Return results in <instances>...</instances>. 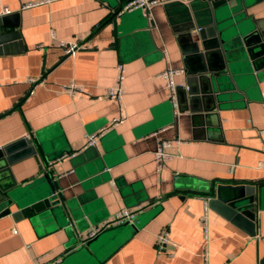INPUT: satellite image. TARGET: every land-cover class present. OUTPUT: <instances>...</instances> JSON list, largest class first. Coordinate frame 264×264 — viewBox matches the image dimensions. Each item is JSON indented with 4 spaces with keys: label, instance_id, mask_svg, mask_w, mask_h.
I'll return each instance as SVG.
<instances>
[{
    "label": "crops",
    "instance_id": "0c3cea01",
    "mask_svg": "<svg viewBox=\"0 0 264 264\" xmlns=\"http://www.w3.org/2000/svg\"><path fill=\"white\" fill-rule=\"evenodd\" d=\"M125 1L0 0V150L24 140L0 155V183L22 206L38 194L56 200L30 215L13 200L0 216V264H264V0H248L262 38L248 40L252 56L236 39L225 41L230 72L210 114L194 112L186 93L199 59L188 33L201 42L209 25L203 0L158 5L150 16L125 12L116 34L110 17ZM61 41L86 47L67 54ZM205 42L221 67L225 54L210 46L217 38ZM118 62L126 67L122 102L105 96ZM167 68L184 70L176 103L161 75ZM30 78L41 80L33 90ZM72 81L83 90L62 88ZM162 139L182 142L168 148L173 157L159 171ZM221 184L256 187L251 233L209 202L204 231L205 198H216ZM123 208L141 210L86 239Z\"/></svg>",
    "mask_w": 264,
    "mask_h": 264
},
{
    "label": "water",
    "instance_id": "95a60500",
    "mask_svg": "<svg viewBox=\"0 0 264 264\" xmlns=\"http://www.w3.org/2000/svg\"><path fill=\"white\" fill-rule=\"evenodd\" d=\"M128 1V0H127ZM125 1L123 4H125ZM206 9L207 16L209 18V25L204 29H200L201 42L195 39L191 33H188L190 41L192 43L193 51L198 55V62L196 66L195 77L188 78V84L186 88V93L188 97V102L192 110L196 113H212L216 109L215 98L220 100L219 92L223 87L220 82L226 78L227 74H224V69L230 72V66L226 53H224V46L226 39H236L244 45L246 53L245 57L252 56V48H250L251 43L248 40H253L255 43H261L262 38L259 35L258 28L260 26L259 22L255 17H250L248 14V6L250 5L248 0H203ZM122 4V5H123ZM122 5L116 10L110 19L113 20L116 34L118 32L119 23L118 19L122 18V14H118ZM142 12V10H137ZM124 14V13H123ZM1 19V18H0ZM123 20V19H122ZM122 22V21H121ZM0 24L3 22L0 20ZM150 23H148L149 25ZM206 34V35H205ZM216 37L218 42L216 46L212 48L225 54L224 64L221 63V67L214 68L212 66L211 54L207 52L209 46L205 42V38ZM6 38L0 37V41H5ZM254 44V43H253ZM201 45L203 46V52H201ZM263 47V44H260ZM223 48V49H222ZM210 54V55H209ZM225 65V66H223ZM193 81L199 82L195 87ZM178 89H185L184 86H179ZM19 142H24L21 140ZM17 142V143H19ZM31 143V141H28ZM16 143V144H17ZM4 147L0 150V155L3 156L4 152H8L13 145ZM29 150L31 153L36 152L35 145L30 144ZM1 156V157H2ZM0 157V158H1ZM4 162L11 161V158H2ZM12 187V186H11ZM9 184L7 186H2L0 183V207L1 215L10 213V204L13 200H18L16 197V191L11 188ZM256 187L253 185L245 186L243 184H221L217 186L216 198L213 196L209 199V204L212 206L215 204L216 208L224 209V212L228 216L236 218V221L241 222L246 225H250L247 229L251 233L253 231V226H255V211H256ZM23 201L19 202L18 205L22 206ZM56 204V200L47 194H38L30 197L28 202L22 206V213L25 215H30L32 211L40 213L47 209H52V206ZM253 233V232H252Z\"/></svg>",
    "mask_w": 264,
    "mask_h": 264
},
{
    "label": "built area",
    "instance_id": "2783aa9c",
    "mask_svg": "<svg viewBox=\"0 0 264 264\" xmlns=\"http://www.w3.org/2000/svg\"><path fill=\"white\" fill-rule=\"evenodd\" d=\"M187 2L189 0H128L125 4L122 5L120 8L118 14H123L125 12H131L135 10H142L144 14L147 16L151 15L152 8L158 5H165L167 3L171 2ZM33 5L27 4V6ZM11 10L9 8H5L4 12L9 13ZM60 45L65 49V52L67 54H71L76 52L77 50L81 48H85V44L81 43H67L64 41H61ZM117 75H116V81L113 86H110L106 88L105 96L110 99L117 100L118 102H122L123 94L125 91L124 83L126 78V67L123 62H118L117 66ZM184 72L181 68H167L164 72L161 73V75L166 79L167 81V90H168V97L175 103L177 102V92L178 87L181 85L177 82L176 77ZM41 80L36 78H30L29 82L33 85L32 90L34 87L40 82ZM65 90L69 92H75V91H82V87L79 86L74 81L64 84L62 86ZM31 90V91H32ZM119 120L114 119L110 124L107 126L101 128V130L94 132L90 134L87 137L86 145H95L98 140L106 133V131L114 128L118 124ZM182 140L180 139H162L159 143L158 149L155 151V160L157 162L158 170L161 171L163 169V166L165 163L173 157V154L168 151V148L177 144H180ZM209 198H205V211L204 214L201 217V224L203 226V229L205 232L208 231V202ZM141 209H134V208H123L116 212L114 215L108 217L106 220H104L102 223L93 225L89 230L87 231L86 239L90 240L97 236L100 232L104 231L105 229L113 226H119L128 222H133L136 219L137 214L140 212ZM169 240V231L168 229L162 230V232L158 235L157 238V246L159 249H163L166 243Z\"/></svg>",
    "mask_w": 264,
    "mask_h": 264
}]
</instances>
